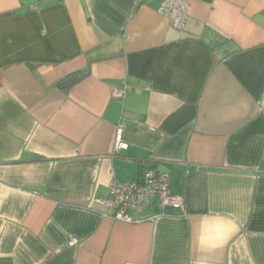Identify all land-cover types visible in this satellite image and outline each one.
<instances>
[{"label": "crops", "instance_id": "crops-1", "mask_svg": "<svg viewBox=\"0 0 264 264\" xmlns=\"http://www.w3.org/2000/svg\"><path fill=\"white\" fill-rule=\"evenodd\" d=\"M162 2L0 0V258L264 264V0H187L184 31ZM147 158L185 211L112 220Z\"/></svg>", "mask_w": 264, "mask_h": 264}, {"label": "built area", "instance_id": "built-area-1", "mask_svg": "<svg viewBox=\"0 0 264 264\" xmlns=\"http://www.w3.org/2000/svg\"><path fill=\"white\" fill-rule=\"evenodd\" d=\"M159 13L168 20L171 27L184 31L190 19V5L187 0H163ZM127 85L112 89V96L124 99ZM125 120L118 126L116 133L115 149L117 151L127 148L123 142ZM170 175L158 171L155 167H149L142 171L140 177L131 182L112 183L108 199L102 203L111 210L110 218L116 222L125 224H137L142 222L139 214L144 208L156 200L159 211L166 208L181 209L185 211V201L170 192ZM133 213V214H132ZM156 216L151 217L154 220ZM71 245H77L78 241L73 239Z\"/></svg>", "mask_w": 264, "mask_h": 264}, {"label": "trees", "instance_id": "trees-1", "mask_svg": "<svg viewBox=\"0 0 264 264\" xmlns=\"http://www.w3.org/2000/svg\"><path fill=\"white\" fill-rule=\"evenodd\" d=\"M31 68L35 69L36 67L33 65H30ZM91 69L90 66H88L85 69L75 71L63 78H61L59 81L55 83L57 87H59L62 91L67 93L72 87L77 85L78 83L82 82L85 78L90 76ZM145 163H149L151 165L157 166V161L152 159V158H147L142 161V166H141V171L140 174L142 173V167ZM0 264H15L12 258L9 257H3L0 258Z\"/></svg>", "mask_w": 264, "mask_h": 264}]
</instances>
